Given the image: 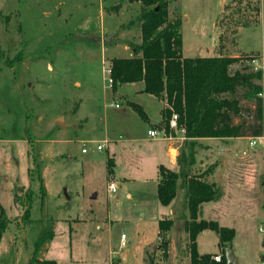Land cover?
Listing matches in <instances>:
<instances>
[{
    "label": "rangeland",
    "instance_id": "1",
    "mask_svg": "<svg viewBox=\"0 0 264 264\" xmlns=\"http://www.w3.org/2000/svg\"><path fill=\"white\" fill-rule=\"evenodd\" d=\"M254 1L239 17L232 15L234 24L226 19L230 28L223 22L221 38L213 23L221 15L222 0H171L169 12L182 22L184 56L208 55L214 44L211 54L225 47V54L241 60L232 70L245 64L260 73L252 81L261 85L264 101V0ZM139 9V2L129 8L126 0H0V207L10 220L21 213L16 194L33 191L31 222L12 220L2 232L0 264H27L34 243L47 229L52 236L37 256L59 264H149L147 247L154 264H189L183 228L187 208L179 184V207L163 259L161 249L155 250L160 241L151 200L158 201L152 193L155 171L139 162V150L128 160L126 155L120 162L114 158L113 172L107 170L118 135L114 118L122 110L130 112L128 100L138 95L133 84L112 89L106 67L113 55L128 54L123 43L132 37L126 27L131 34L139 28ZM110 36L116 45L103 42ZM251 102L242 101L252 108ZM145 103L151 112L152 105ZM106 124L115 129L109 130L110 141L97 149ZM216 142L196 141L191 171L214 179L221 196L229 191L239 199L231 217L223 219L235 230L231 244L237 264H264V236L258 228L264 224L258 205L264 191V140L256 139L255 145L246 139L226 146ZM83 146L87 152L81 151ZM224 146L227 153L221 150ZM221 154L227 156L226 168ZM201 162L207 164L199 166ZM109 181L119 186L118 196L107 191ZM121 233L131 248L125 260V254L113 251ZM208 233L199 238L204 252L215 250L217 235Z\"/></svg>",
    "mask_w": 264,
    "mask_h": 264
},
{
    "label": "trees",
    "instance_id": "2",
    "mask_svg": "<svg viewBox=\"0 0 264 264\" xmlns=\"http://www.w3.org/2000/svg\"><path fill=\"white\" fill-rule=\"evenodd\" d=\"M139 2L136 16L141 41L131 44L132 55L113 56L106 67L110 86L116 89L123 83L143 82V92L153 94L165 101L161 110L163 129L169 132L168 120L177 114V127L183 129L186 141L177 157L176 168L160 164L157 168L156 195L159 202L168 205L176 196L178 184L184 190L187 217L183 228L187 233L186 251L189 264H225L223 249L231 244L235 235L233 227L224 226L215 219L200 218L203 202L216 200L221 196L218 186L205 178V172L192 173L195 163L196 139L202 137H258L264 135V101L261 85L255 86L252 79L260 76L249 70L248 65L232 70L240 58L229 55L183 56L180 17L169 16V0H126ZM254 0H230L218 16V24H227L232 15L239 17L252 7ZM241 11V14L238 13ZM237 21V20H236ZM226 27L230 28L228 24ZM264 73V67H263ZM243 100H251L252 108L244 106ZM128 104L146 119L143 108L136 102ZM107 169L113 171L112 157L107 158ZM42 188V187H41ZM41 193L44 194L43 189ZM21 213L12 220L29 224L33 191L16 194ZM0 207V238L11 222ZM174 224L172 218L158 220L159 243L157 247L167 257L170 242L169 231ZM204 230L213 231L218 238V253L200 254L197 250V236ZM52 236L51 229L44 231L34 243L27 264H59L54 259H40L37 252ZM145 260L154 264L153 253L146 250ZM219 254L220 260L214 256Z\"/></svg>",
    "mask_w": 264,
    "mask_h": 264
},
{
    "label": "crops",
    "instance_id": "3",
    "mask_svg": "<svg viewBox=\"0 0 264 264\" xmlns=\"http://www.w3.org/2000/svg\"><path fill=\"white\" fill-rule=\"evenodd\" d=\"M227 2H230V0H222L221 10H220L221 13L224 11V6ZM132 3L133 2L127 1V7L130 8ZM135 3H138V2H135ZM170 3H171V0H169V5H170ZM169 5H168V10H169ZM113 8L116 9L115 6H113ZM173 11H176V8H174ZM169 16L174 17L176 15H172L169 12ZM217 19H218V17L215 18V21L213 24H214L215 30L219 34V38H221V34L224 33V27H222L218 24ZM126 28L128 29V32L132 38L123 43V49L127 50V51L129 50L128 54L126 56H130V55H132V48L130 45L135 44V43H139L141 41V35H140V29L139 28L136 30V32L134 31L133 34L130 33L129 27H126ZM180 32L182 35V50H183V48L185 46V41H184L182 22L181 21H180ZM134 35L136 36V38ZM133 36L135 39L133 38ZM103 42L107 45H116V38L114 36H110L109 39H107L106 41L103 40ZM221 45L222 44L220 43V40H219L218 46H221ZM215 46L216 45L214 44V47L212 48V50H207V53H209L208 55H203V56H211V55H218V54L227 55L223 51L225 49V47H223L224 49L222 48L221 50H219L216 54H211L213 52V49L215 48ZM112 47H114V46H112ZM182 55H183V52H182ZM228 55L234 56L232 54H228ZM113 56H118V55L115 54ZM107 73H108V71H107ZM125 84H133L132 86L134 88V92L136 93L135 95H138V97H142V98L136 97L135 99H129L128 101H133V102L138 103L143 108L147 118L143 119L142 117H140L138 115V113L129 104H128V107L131 108L130 112L122 110L121 113H119V115L115 116L113 124H114L115 128H117L116 132H118V135H116L115 139L113 138V141H116L115 142L116 148H114V154H113L114 157L113 156H108V157H112L113 162H114V166H115L116 164H115L114 158H116L117 162L118 161L120 162V160L125 158L124 155H126L127 156L126 159L128 160L132 157L133 152L139 150L138 151L140 154L138 156L140 158L139 162L147 164L148 166H150V169L155 171L154 190L152 191V193L154 192L156 195L157 168H158V166L160 164H163V165L170 167V168H176L177 157H178V155H179V153H180V151L184 145V142L186 141V137L184 135L183 129H181V128L169 127V129H170L169 132H166L163 129V123H162L163 116H162V112H161V110L165 104V101L163 99L158 98V97L154 96L153 94H150V93L146 94L145 92H143L142 91V89H143V82L142 81L123 83L120 86H123ZM147 101L149 104L152 105V107H151L152 111L151 112L146 107L145 102H147ZM113 106L119 107L118 103H114ZM134 112H136V114H134ZM115 128H113V129H115ZM113 129L110 130L108 128V124H106L105 129H104L105 130V132H104L105 137L102 141L103 143L107 144L110 141L109 130L112 131ZM150 129L156 130L158 132V134L155 136H151L148 133V131ZM162 131H164L166 133V136H162ZM251 138L252 137H250V136L224 137V138L202 137V138H197L196 141H198L204 145H207L208 142H212V141H217V142H219V144H223V142H224L225 146H226V145H230V144H227V142L233 143L234 139L235 140L246 139V140L250 141ZM262 140H264V137L262 138ZM225 146L222 147L221 150L224 151L225 153H227L228 150L226 149ZM220 160H221L223 166L226 168L227 163H228V159H227L226 154H221ZM220 160L215 161L214 164L220 163ZM195 162H196V159H195ZM205 164H207V163L201 162L199 164V166L205 165ZM193 165H195V163ZM211 165H212V167L214 166L213 164H211ZM114 166H113V170H114ZM213 174H214V167L212 168V172H211L212 177H213ZM121 175L123 176L124 180L128 179V177H126V176H128L127 174H121ZM113 177L114 176H112V178ZM146 179H148V178H146ZM210 182L217 183L214 179H212ZM261 184L263 186L264 182H262ZM115 185H116L115 196H118L120 193L119 186L116 183H115ZM107 186H108V184H107ZM178 189L180 190V192L182 194L181 200H182V205H183V204H185L184 190L181 186ZM179 190H177L176 196H177ZM107 191H108V187H107ZM253 193H254V190H253ZM126 195L128 197L132 198L131 193L126 192ZM225 195H226V197H225ZM176 196L168 205L161 204L157 198V195H156V198L158 201H155V199H153V196H152L151 200H152L153 207L155 209L154 219H155L156 224H158V220L160 218H163V217L172 218L175 221V218H174L175 214L174 213H176V211L179 207L178 203L175 201ZM262 196H263V201L260 202V198H259L258 205L261 206L263 211H264V191H263ZM238 200L239 199L234 194H232L231 192L228 191L226 193H223L222 196H220L216 200H210V201L203 202L200 206L198 216L200 218H205V219H215L218 221L219 224L227 226L228 224L225 223V221L223 219H228L231 217L232 207L234 206L233 203L236 204V202ZM139 213L142 216L144 215V212H139ZM263 214H264V212H263ZM156 230H157L156 241H158V239H159L158 225H157ZM208 231H211V230H204V231L200 232L197 236V250L200 254L218 253L219 252V248L217 245V241H218L217 237H213L214 240L212 242V243H214L213 245L215 246V250H213L211 252H204V251H201L199 249V238L206 237L209 234ZM168 235H169V233H168ZM169 238H170V236H169ZM148 242H149V240H148ZM262 244H264V239L262 241ZM146 245H148V244H146ZM149 245H151L150 242H149ZM229 247L233 250L232 244H230ZM147 248H146V250L149 251V249H147ZM130 250H131V248L129 245L126 246V243H124V245H121V242H120L117 249L113 250V251L118 252L120 255L125 254V257H124V260H125V259H127L128 255L130 254ZM155 250H158L157 245L155 247Z\"/></svg>",
    "mask_w": 264,
    "mask_h": 264
},
{
    "label": "built area",
    "instance_id": "4",
    "mask_svg": "<svg viewBox=\"0 0 264 264\" xmlns=\"http://www.w3.org/2000/svg\"><path fill=\"white\" fill-rule=\"evenodd\" d=\"M109 85H110V79H109ZM261 95V92L259 93ZM168 124H169V127L171 128H176L177 127V114L176 113H172L169 120H168ZM148 133L151 135V136H155L158 134V132L154 129H150L148 131ZM162 136H166V133L164 131H162ZM264 137V135L262 136H258V137H252L249 141V144L250 145H255L256 144V139H258L259 141L262 140V138ZM104 147V143L101 142V143H97L96 145V148L97 149H102ZM81 151L82 152H87V148L85 146H83L81 148ZM242 153H245V151H242ZM108 191L109 192H112V193H115L116 192V185H115V182L114 181H110L108 183ZM259 230L263 233L264 235V224L263 223H260L259 226H258ZM121 245H124V234L122 233L121 236ZM214 260L215 261H219L220 260V255L217 254L214 256Z\"/></svg>",
    "mask_w": 264,
    "mask_h": 264
},
{
    "label": "water",
    "instance_id": "5",
    "mask_svg": "<svg viewBox=\"0 0 264 264\" xmlns=\"http://www.w3.org/2000/svg\"><path fill=\"white\" fill-rule=\"evenodd\" d=\"M59 122L62 124L61 120H59ZM223 256H224L225 264H237V259L232 249L229 246L223 249Z\"/></svg>",
    "mask_w": 264,
    "mask_h": 264
}]
</instances>
